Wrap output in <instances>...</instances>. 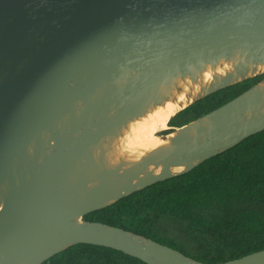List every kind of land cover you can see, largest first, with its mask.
I'll return each instance as SVG.
<instances>
[{
	"label": "water",
	"instance_id": "water-1",
	"mask_svg": "<svg viewBox=\"0 0 264 264\" xmlns=\"http://www.w3.org/2000/svg\"><path fill=\"white\" fill-rule=\"evenodd\" d=\"M262 74L264 0H0V264L77 244L145 264H264V249L202 263L83 219L263 131L264 78L137 157L121 145L158 107L176 115Z\"/></svg>",
	"mask_w": 264,
	"mask_h": 264
},
{
	"label": "trees",
	"instance_id": "trees-1",
	"mask_svg": "<svg viewBox=\"0 0 264 264\" xmlns=\"http://www.w3.org/2000/svg\"><path fill=\"white\" fill-rule=\"evenodd\" d=\"M264 74L221 89L178 112L172 130L230 101ZM171 130H166L168 133ZM149 238L202 263L264 249V130L191 171L157 182L83 217ZM42 264H145L122 252L77 244Z\"/></svg>",
	"mask_w": 264,
	"mask_h": 264
},
{
	"label": "bare ground",
	"instance_id": "bare-ground-1",
	"mask_svg": "<svg viewBox=\"0 0 264 264\" xmlns=\"http://www.w3.org/2000/svg\"><path fill=\"white\" fill-rule=\"evenodd\" d=\"M180 109L177 103L169 102L133 123L121 140L124 151L136 157L162 144L157 134L168 129L169 119Z\"/></svg>",
	"mask_w": 264,
	"mask_h": 264
},
{
	"label": "rangeland",
	"instance_id": "rangeland-1",
	"mask_svg": "<svg viewBox=\"0 0 264 264\" xmlns=\"http://www.w3.org/2000/svg\"><path fill=\"white\" fill-rule=\"evenodd\" d=\"M166 130H171V129L168 127V129H166ZM166 130H164V131H166ZM164 131L159 132V133L157 134V136L164 135ZM169 132H170V131H169Z\"/></svg>",
	"mask_w": 264,
	"mask_h": 264
}]
</instances>
